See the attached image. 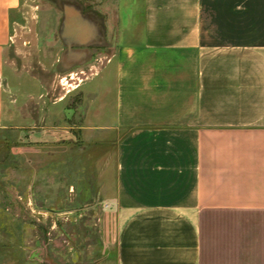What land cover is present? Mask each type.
Listing matches in <instances>:
<instances>
[{
    "label": "crops",
    "instance_id": "obj_1",
    "mask_svg": "<svg viewBox=\"0 0 264 264\" xmlns=\"http://www.w3.org/2000/svg\"><path fill=\"white\" fill-rule=\"evenodd\" d=\"M59 2L58 60L107 80L86 120L113 116L77 126L114 136L92 264H264V0ZM27 12L0 0V114Z\"/></svg>",
    "mask_w": 264,
    "mask_h": 264
},
{
    "label": "rangeland",
    "instance_id": "obj_2",
    "mask_svg": "<svg viewBox=\"0 0 264 264\" xmlns=\"http://www.w3.org/2000/svg\"><path fill=\"white\" fill-rule=\"evenodd\" d=\"M24 3L27 25L19 42L27 48L9 54L14 61L6 76L15 83L5 87L0 114V264H92L104 206L100 189L114 182V136L77 126L105 124L112 109L97 100L86 120L91 97L83 89L103 76L86 83L90 67L70 70L58 60L59 0ZM26 78L35 83L25 91Z\"/></svg>",
    "mask_w": 264,
    "mask_h": 264
}]
</instances>
